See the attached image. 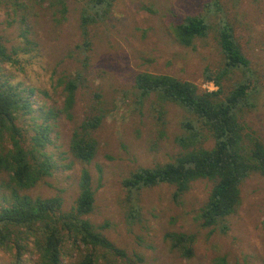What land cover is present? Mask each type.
<instances>
[{
    "label": "rangeland",
    "instance_id": "1",
    "mask_svg": "<svg viewBox=\"0 0 264 264\" xmlns=\"http://www.w3.org/2000/svg\"><path fill=\"white\" fill-rule=\"evenodd\" d=\"M90 1L66 0L63 15L53 1L0 0V40L10 52H18L20 61L18 66L0 64V75L33 104V113L19 121L25 148L35 150L39 158L45 154L52 164L51 176L25 194L60 197L63 210L69 212L80 195L82 170L88 169L95 208L85 218L128 258L139 256L142 264H264V175L252 174L242 183V202L227 219L225 233L221 226L203 227L198 219L213 181L194 182L181 198L175 197L173 185L133 193L123 186L139 168L174 162L185 152L179 142L187 134L183 123L195 119L156 94L142 98L136 76L167 75L197 85L200 92L218 91L205 76L207 70L216 75L224 68L219 42L223 24L234 31L258 82L253 106L241 111L240 121L246 136L264 143V0H114L108 17L90 26L87 48L81 20ZM190 16L204 18L210 29L206 37L185 47L175 29ZM73 79L79 84L76 102L66 113L65 83ZM243 79L239 71L227 74L222 98ZM99 113L104 119L93 134L97 153L92 162L83 163L71 151L72 136ZM45 123L50 140L43 148H34L36 128ZM204 134L207 138L200 145L211 149L215 142ZM5 147H10L8 141ZM8 181L0 172L1 203L10 195ZM173 233L195 236L192 258L172 248L166 235ZM81 249L68 244L62 264H76L86 251ZM98 252L100 264L126 261L105 250ZM31 258L27 255L25 264H32ZM0 264H13L12 255L2 249Z\"/></svg>",
    "mask_w": 264,
    "mask_h": 264
},
{
    "label": "trees",
    "instance_id": "2",
    "mask_svg": "<svg viewBox=\"0 0 264 264\" xmlns=\"http://www.w3.org/2000/svg\"><path fill=\"white\" fill-rule=\"evenodd\" d=\"M41 1L58 4L63 15L67 11L66 0ZM113 2L91 0L83 11L81 28L87 48L90 47V26L108 17ZM209 29L204 18L190 16L176 27L175 36L183 46L192 47L196 39L208 35ZM219 33L224 68L216 75L207 70L205 76L206 81L216 83L218 91L200 92L197 85L167 75L142 72L136 76V89L142 98L156 94L160 101L179 105L195 119L183 123L187 134L179 142L185 147V152L174 162L139 168L123 181V186L133 193L162 184L173 185L176 187L175 197L181 198L194 182L201 179L213 181L214 187L198 219L203 227L221 226L225 233L228 230L227 219L242 202V183L252 174L264 175V143L255 136H246L245 126L240 121L241 111L253 106L251 101L258 84L251 62L229 25L223 24ZM17 55L16 50L10 52L0 40V64L20 65ZM238 71L244 74V79L223 99L224 78ZM78 86V79L65 83L63 109L66 113L74 108ZM32 107L31 100L0 75V172L8 176L7 188L10 189L9 197L4 195V202H0V249L12 255L13 264H25L27 255L34 256V260H30L32 264H62L70 243L79 251L82 247L86 250L81 252L76 264H100V250L126 259L123 264H142L141 257L128 258L85 218L95 208V192L88 169L82 170L80 195L69 212L63 210L60 197L32 198L25 194L45 177L51 176L52 170L45 154L39 158L35 150L29 151L24 145V129L19 121L33 113ZM103 119L102 113L86 119L72 136L71 151L83 163L89 164L96 156L98 142L93 134ZM49 128L47 123L37 126L34 148H43L49 142ZM204 131L215 142L211 149L200 145L207 138ZM7 141L10 147H5ZM2 187L5 188V182ZM166 238L183 257H193L194 235L173 233Z\"/></svg>",
    "mask_w": 264,
    "mask_h": 264
}]
</instances>
